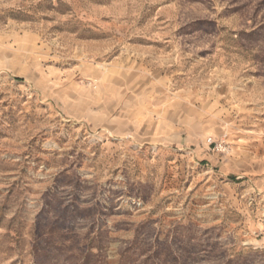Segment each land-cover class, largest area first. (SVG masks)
Returning a JSON list of instances; mask_svg holds the SVG:
<instances>
[{
	"label": "rangeland",
	"instance_id": "rangeland-1",
	"mask_svg": "<svg viewBox=\"0 0 264 264\" xmlns=\"http://www.w3.org/2000/svg\"><path fill=\"white\" fill-rule=\"evenodd\" d=\"M0 264H264V0H0Z\"/></svg>",
	"mask_w": 264,
	"mask_h": 264
}]
</instances>
